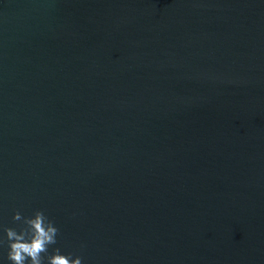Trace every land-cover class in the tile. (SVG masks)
I'll use <instances>...</instances> for the list:
<instances>
[{"label":"water","instance_id":"water-1","mask_svg":"<svg viewBox=\"0 0 264 264\" xmlns=\"http://www.w3.org/2000/svg\"><path fill=\"white\" fill-rule=\"evenodd\" d=\"M82 264H264V0H0L3 229Z\"/></svg>","mask_w":264,"mask_h":264},{"label":"clouds","instance_id":"clouds-1","mask_svg":"<svg viewBox=\"0 0 264 264\" xmlns=\"http://www.w3.org/2000/svg\"><path fill=\"white\" fill-rule=\"evenodd\" d=\"M12 219L22 222L23 226L19 232L12 228L3 229L10 264H82L80 257L62 255L59 249L48 255L49 246L57 242L58 229L42 211L34 212L31 218H22L16 213Z\"/></svg>","mask_w":264,"mask_h":264}]
</instances>
